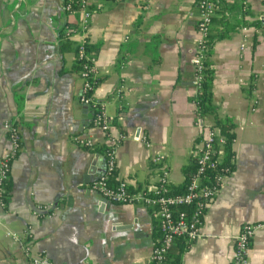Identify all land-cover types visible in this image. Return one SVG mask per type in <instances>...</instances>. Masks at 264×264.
Returning <instances> with one entry per match:
<instances>
[{
  "label": "crops",
  "instance_id": "obj_1",
  "mask_svg": "<svg viewBox=\"0 0 264 264\" xmlns=\"http://www.w3.org/2000/svg\"><path fill=\"white\" fill-rule=\"evenodd\" d=\"M90 7L94 97L112 119L111 132L126 135L116 180L155 184L166 168L171 184L181 185L182 167L214 123L198 116L191 84L196 0H90ZM77 18L63 0H0V156L10 145L4 122L14 121L21 135L9 201L0 205V264H29L21 239L53 264H150L160 236L152 209L109 203L91 188L105 161L73 141L82 134L104 143L78 99L74 42L61 49V29ZM210 34L219 35L208 59L212 102L234 124L233 170L206 209L200 238L188 247L176 240L169 264H228L241 225L264 222V1L221 0ZM249 260L264 264V229L251 239Z\"/></svg>",
  "mask_w": 264,
  "mask_h": 264
},
{
  "label": "built area",
  "instance_id": "obj_2",
  "mask_svg": "<svg viewBox=\"0 0 264 264\" xmlns=\"http://www.w3.org/2000/svg\"><path fill=\"white\" fill-rule=\"evenodd\" d=\"M63 3L67 13L78 15L75 22L65 24L62 28L64 39L74 42L75 59L82 60L78 70L81 80L78 99L91 111L92 125L102 132L104 138V143L99 145L91 137L82 134L73 137L74 143L85 150L96 151V147L102 148L101 155L105 161V170L91 183V188L109 203L140 204L152 209L158 220L160 236L152 248L150 264H169L168 254L177 239H181L188 247L200 238V228L206 209L220 192L225 178L231 173L228 167L220 166L224 136L214 123L205 127L200 142L192 151L195 171L190 175L183 192L173 191L166 168L160 170L155 184L131 187L125 180H119L115 184L111 183L110 176L116 168V151L126 135L123 133L116 135L111 132L112 119L106 114L103 103L94 97L98 71L95 65V55L86 51L94 10L90 7V0H63ZM220 3L221 0H196L199 9L197 29L200 37L196 42L191 79L196 92L203 82L206 64L209 66L210 27ZM242 29L246 30V26ZM245 45L246 37L244 36L241 47ZM121 91L122 87L117 90V93L121 94ZM3 129L10 145L0 156L1 206L7 203L8 190L5 182L10 177L12 163L21 146L20 129L14 121H5ZM142 141L149 145L145 138H142ZM161 159V156H155L153 162L158 164ZM208 172L211 174L208 175ZM37 208L38 211L48 210L46 205H39ZM261 229H264V222L241 225L240 231L234 236L232 257L228 264H250V242L254 234ZM6 235L19 239L11 232H7ZM20 242L29 264H53L45 253L34 251L30 240L21 239Z\"/></svg>",
  "mask_w": 264,
  "mask_h": 264
},
{
  "label": "trees",
  "instance_id": "obj_3",
  "mask_svg": "<svg viewBox=\"0 0 264 264\" xmlns=\"http://www.w3.org/2000/svg\"><path fill=\"white\" fill-rule=\"evenodd\" d=\"M255 25H258V24H255ZM60 34H61L60 35L61 40H63L61 42L62 43L61 49L62 50L70 49L71 43H72L71 40L70 39H64V33H63L62 29H61ZM216 38H219V35H217V36H213L211 34L209 35V44H210L211 48H212ZM86 51L88 53H90L91 55H95L96 48L88 43L86 46ZM81 62H82V60L75 59L74 64H73V69L78 70L81 66ZM212 75H213L212 70L210 69L208 64H206V67L204 69L203 82H202L200 88L197 90L196 96H195L197 111H198L200 116L211 115L214 124L220 128V131H221V133L225 139L224 144H223V156H222L220 166L221 167H228L229 170L232 171L233 165H232L231 159L233 156L232 143L234 140V131H233L234 124L232 122H230L229 119H227L225 117L218 116L215 112L216 108L212 102V91H211ZM98 82H99V79L97 78V83ZM96 151L101 152L102 148L96 147ZM115 171H116V169L114 170V172L110 176V182L113 184H115L117 182L116 177H115ZM193 171H195L194 162L183 166L182 172L185 176V180L183 181V183L181 185L176 186V187L173 186V191H175V192L185 191L186 185H187L189 178H190V175L192 174ZM210 174H211V172H208V175H210ZM5 187H6V189L7 188L10 189L9 179L5 182ZM8 193H9V191H8ZM9 197H10V193H9L8 198L6 199L7 203L9 201ZM177 241H179L181 243L183 242L181 239H177Z\"/></svg>",
  "mask_w": 264,
  "mask_h": 264
}]
</instances>
